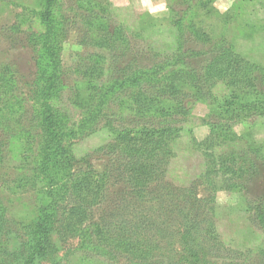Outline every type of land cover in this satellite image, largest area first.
I'll list each match as a JSON object with an SVG mask.
<instances>
[{
  "label": "trees",
  "instance_id": "trees-1",
  "mask_svg": "<svg viewBox=\"0 0 264 264\" xmlns=\"http://www.w3.org/2000/svg\"><path fill=\"white\" fill-rule=\"evenodd\" d=\"M77 2L85 14H77ZM253 3L262 14L264 0ZM26 11L28 19L13 29L32 45L34 79L23 90L0 65V194L1 187L30 192L37 205L27 221L9 215L0 198V264H245L221 240L216 203L219 191L240 195V210L264 238V194L250 196L248 186L263 177L264 139L248 146L235 131L264 121L259 66L228 39L216 42L186 25L185 13L172 12L173 40L148 43L144 65L112 54L132 41L124 27H105L110 10L95 0H40L39 10ZM78 23L88 27L84 42L97 53L78 55L68 85L62 45ZM257 30L264 29L249 34ZM197 104L208 111L201 141L186 129ZM101 132L108 140L93 153L107 162L97 173L74 148ZM183 135L202 156L203 171L180 187L167 177Z\"/></svg>",
  "mask_w": 264,
  "mask_h": 264
},
{
  "label": "rangeland",
  "instance_id": "rangeland-1",
  "mask_svg": "<svg viewBox=\"0 0 264 264\" xmlns=\"http://www.w3.org/2000/svg\"><path fill=\"white\" fill-rule=\"evenodd\" d=\"M39 1L0 0V65H8L10 67L12 76L17 79L19 85H22L23 90H26L34 79L35 56L27 37L23 33H16L13 27L28 19L26 10H39ZM63 1L68 3V6H71L77 0ZM95 1L103 9L110 10L112 23H107L108 25L106 24L105 27H124L127 30L128 38L132 41L127 47H123L121 52H112L117 58L120 57L119 60L122 64L133 58H139L140 62L148 65L149 56L146 54L148 43L157 47L170 44L174 37L171 30V15L172 12H176L180 15L185 13V24H196L197 27L205 30V34L212 40L219 42L224 38L228 39L233 46L234 52L244 59L256 63L259 66L258 76L264 77V30H257V32L249 34L254 27H263L264 29V17H262L264 10L260 11L262 14L258 15L257 9L253 6V0H211L210 3H208V0H202V3L205 4L203 9H200V0H149L150 6H155L160 2L166 5V11L155 14L149 12L148 8L144 6L143 0ZM83 3H76L74 8H77L75 10L77 14H85L83 13L85 11ZM222 5L227 10H224ZM209 8L217 14H206ZM68 14V16H72L75 12L73 14L68 12ZM218 14H227L228 20L221 23L216 18ZM152 26L154 29H160V31L156 34H148V31H150L148 29ZM144 27H148L145 33L140 30L144 29ZM134 30L140 32V37H132V32L136 36ZM86 31H88V27L78 23L69 29L68 36L63 41L61 60L65 66L64 71L67 74H72L66 79L68 85L72 84V79L75 76L74 74H76L74 70L76 69L75 64L79 62L78 55L86 57L97 53L92 48V45L84 42ZM133 41H136L140 46H135ZM261 89H264V84H262ZM207 113L208 111L204 105H195L186 125V129L190 128L192 130L193 136L197 141L203 140L208 134V128L202 125V120H204ZM254 124V129H249L250 127L246 125H240L235 128V131L243 137V143L248 146H253V142H259L264 139V121L258 119ZM107 140V135L101 132L79 141L75 145L74 154L77 158L88 156L86 162L93 166L95 172L101 173L107 160L94 154L93 151L106 143ZM176 148V157L170 165L167 179L181 187L188 185L203 171V158L199 153L192 150L188 143L187 135H183L179 139ZM261 159L264 160V154ZM262 160L260 161L262 167L260 170L263 172V177L248 185L250 196L252 194V196L254 194H264V163ZM4 179L10 183L12 177ZM10 184L8 185L12 186ZM7 188L10 187H1L0 198L7 208L8 214L22 217L27 221L31 220L35 215L37 197L33 193L26 191L12 193L6 191ZM199 195L200 197H205V191L202 188L199 190ZM239 196L238 194L224 191L217 193L216 227L226 247L232 251H239L229 252L230 254L238 258H244L245 264H264V253H261L264 246V238L248 221L247 215L240 210L244 206V201ZM100 214L101 212H97L95 218H98ZM61 255H64V252H61Z\"/></svg>",
  "mask_w": 264,
  "mask_h": 264
},
{
  "label": "clouds",
  "instance_id": "clouds-1",
  "mask_svg": "<svg viewBox=\"0 0 264 264\" xmlns=\"http://www.w3.org/2000/svg\"><path fill=\"white\" fill-rule=\"evenodd\" d=\"M143 4L148 8L149 12L153 14L166 11V5L163 2H160L155 6H150L149 0H143ZM222 7L224 8V10H227L225 6L222 5Z\"/></svg>",
  "mask_w": 264,
  "mask_h": 264
},
{
  "label": "crops",
  "instance_id": "crops-1",
  "mask_svg": "<svg viewBox=\"0 0 264 264\" xmlns=\"http://www.w3.org/2000/svg\"><path fill=\"white\" fill-rule=\"evenodd\" d=\"M228 1H230V0H228ZM223 4V3H222ZM226 5V4H225Z\"/></svg>",
  "mask_w": 264,
  "mask_h": 264
}]
</instances>
